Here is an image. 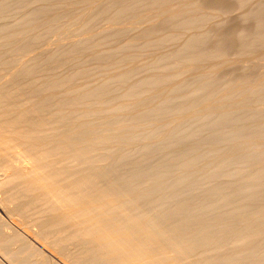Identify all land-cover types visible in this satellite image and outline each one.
<instances>
[{"label":"bare ground","instance_id":"6f19581e","mask_svg":"<svg viewBox=\"0 0 264 264\" xmlns=\"http://www.w3.org/2000/svg\"><path fill=\"white\" fill-rule=\"evenodd\" d=\"M33 1L20 0L24 5L31 4L30 7H33L36 1L38 4L41 3V6L43 1L49 3L46 0ZM146 1L149 2V0H54L50 7L46 5L40 7V5L36 4L38 6L35 7L38 9L36 8L34 10L33 8V12L28 9L29 13H31L28 17H24L27 18V22H30V19L38 15H41V17L45 15V17L51 19V13H55L54 18H57L56 14L58 16L62 14L63 16V13L66 11H72L73 13L79 11V13H82V20L79 22L82 24L86 23V30L89 29L88 31L93 28V26L91 28V24L101 15L106 16V18H122L120 22L124 19L122 23L126 22L127 25L126 23L125 25H121L122 23L120 22L119 25L118 19L116 23L119 26L117 24L115 25V23L113 25H115L116 31L128 32L126 33L128 38L123 44L118 45L114 49L109 47L110 44L108 45L109 48L107 46L104 48V45L89 41L97 33L102 35V37L107 34H112V32L102 31L106 29L102 23L103 29L101 27V32L94 30L95 32L84 33L82 30L85 28V25H83L84 28L81 26L82 29L79 33L82 32L81 34L83 36L79 35L80 37H78L76 35L77 38L74 35L75 30L74 36L69 35L65 31L68 34L67 36L64 34L65 29L63 28L64 33L62 32V36L58 35L61 38H52L55 41H52L53 43H47L43 49H37L35 47V44L41 42L43 39V33L46 34L43 31V25H47L46 27H48L50 24H55L53 26L60 33V27L65 24L58 25L57 22L59 19L62 22L65 19H51V21H56L57 24L53 22L52 24L49 20V25L47 21H44L46 24L43 25L42 23H38L41 24V28L32 20L30 22H33L32 26L30 23L29 25L25 21L26 24H24L25 22L22 21L21 24H24L23 28H21L22 26L20 24L19 29H17L18 27L15 29L12 28L10 31H7V27L3 28L5 25H1L0 68H3V64L9 61L5 59L7 57L5 55L6 52L15 55L17 60L13 62L12 58L14 56H11L12 66L10 69L5 66L4 69L7 68L8 70L6 69V71L0 73V89L6 88L3 86L8 80L11 81L16 76H23L26 79L25 81H27L26 83L29 81L30 85L32 83L36 84L37 82L40 84V82L44 83L46 81L47 83L37 84L34 88L36 89L37 87V89L42 91L45 89L50 91L60 89L62 93H59L62 95L59 94L61 95L60 97H57L55 100L52 98V100L54 102L57 100L58 104H62L64 109H61V107H59L60 109L57 108L59 105L56 106L59 111L56 114L54 113L53 125L49 128V131L45 129L44 124L46 120L43 117L37 115L38 118H31L30 116V112L34 111L35 106V111L39 110L37 105L40 103V100H38V103L35 102L37 105L33 104L35 106L31 107V109H19L15 113L13 112V115L11 111V115L5 118H3L0 112L2 116L0 119V162L1 169L4 170V174L0 176V192H2V195H0V207L3 205L7 208L18 204L15 209L20 207L22 212L30 207L34 208V202L42 196H45L43 190L44 185H47V183L52 184V189L48 188L49 190L51 189V192H46V195L48 194L50 197L48 196V198L46 196L45 201L49 203H43L46 206L44 208L41 207L42 210L38 209L41 211L45 209L49 214H46V217L39 221L38 229L34 231L36 235L34 237H39L48 242L47 245L50 244L51 248L59 252V255H64L63 257L72 264H264V69L260 70L256 76H241L238 78V84L235 83L237 86L231 87L228 91H225V89L227 90L225 88V92L218 91L220 96L217 92L216 94L214 92L220 80L217 76L215 78V75L227 64L239 61L248 66L251 64L248 59L250 57L256 59L255 56L264 60L261 57V55L264 56V17L260 16L263 18L260 21L257 18L256 21H259L258 26H260V30L250 39H247L246 32L240 33V47L235 57H231V59L225 52L224 44L216 43L211 46L207 45V37L210 36L209 33L201 30L189 31L191 26L196 25L197 27L200 22L203 23L202 20L205 18L201 15V12V16L198 14L199 12H196L200 10L197 9L199 4L197 6L198 2L196 1L198 0L195 2H193L194 0L182 2L184 1L182 0V3L178 6H170L169 3L171 0L169 2L167 0L169 6L164 7L162 5L164 8L158 5V2L161 3V0H158V2L156 1L157 7H162L163 9L157 8L159 11L155 9V12H147L143 16V19L140 17L142 23L137 18L138 21L135 20V23L134 21L131 22L126 13L129 11L131 13V10L134 9H140L139 7H143ZM162 1L163 4L164 0ZM152 2L149 4L152 5ZM167 2L164 5H167ZM8 4L9 0H0V11L6 9ZM176 4L179 3L176 2ZM146 8L149 7L147 6ZM152 8L154 9V7ZM152 8L148 10H153ZM260 9L263 10V7ZM193 10L196 15L193 13ZM146 11L143 10L144 14ZM187 11H189L188 15H186ZM260 11L259 13H261ZM137 12H140V10ZM190 12L193 14H190ZM133 13L129 16L139 15V13ZM255 13L258 14L257 12ZM125 14L127 15L125 17L128 18L126 20L133 24H128L130 22L125 21V18L122 17ZM136 15L135 17H137ZM37 18L41 22L40 17L38 16ZM83 18L85 23L82 22ZM149 19L151 22H149ZM21 20L19 21L21 22ZM45 20L47 19L45 18ZM69 20L65 21L68 23ZM70 22L72 23L71 20ZM81 23L79 24L82 25ZM111 25L110 27L105 26L107 30L110 28L109 30L111 31L113 26ZM37 27L41 30L43 29V33H41V30L40 32L35 31L34 29L36 28L37 30ZM57 27L60 29H57ZM69 27L66 29L71 33L73 26L71 30ZM165 28H171V30L174 29L176 31H172L171 33V30L167 29L170 33H163L162 29ZM53 29L50 31H53ZM160 30L162 33H159ZM183 32L184 35L181 34ZM54 33L51 34L53 35ZM216 33L218 34V32ZM149 35L153 36L150 38L151 40H149ZM63 37L64 40L65 38L69 39L66 47L63 46L65 45L62 40ZM139 37L140 39L143 38L140 42H138ZM178 37L181 40L177 46H174V44L173 48L165 49L159 55L157 54L158 56L156 55L157 58L150 60H154L156 63L150 66L153 70L152 72L155 73L154 75H150V58L145 55L146 52H149V47L154 45L158 46V48L159 46H167L174 43ZM161 47L159 49L160 51ZM81 52L83 54L86 52L84 55L86 58H83L84 56L81 57L83 55ZM2 53L6 56L5 58L2 57ZM88 53H91V58L96 61H94L96 67H92L93 65L88 67L90 66L88 64L84 66L85 64L83 62L88 60ZM254 59H252L253 64L255 62ZM128 60L132 61L133 64L136 62L134 64L135 66H133L136 73L137 67H139L138 71L141 69V74L145 70H148V73L145 72V76L142 74L143 77L139 76L136 78V74H133L132 66H130L131 68L123 66L128 64ZM124 62L127 63L124 64ZM71 63L77 64L74 67L72 66L73 68L71 67L68 71V65ZM130 64L132 63L130 62ZM261 65L258 66L261 67ZM255 66L259 70L260 67L257 66V63ZM94 69L99 70V72L97 71V77L99 74L100 76L96 80L92 81V79L90 81L91 78L89 79V77L92 75ZM101 69H104L102 70L103 72ZM105 69L108 70L104 72ZM152 72L150 73L152 74ZM185 73L192 75L191 78L196 80L193 82L190 81L191 83H185L184 80H180L181 78L179 76L180 82L175 79L174 81L176 83L172 84L173 80L171 79V81L169 79L171 77H177L176 75L184 76ZM224 78L229 81V77ZM233 78L235 79V77ZM16 79L19 81V78ZM168 79L169 81H167ZM227 80V83L224 80L223 84L224 82L228 84L229 82ZM5 81L7 82L5 83ZM167 82H170L172 85H166ZM221 83L219 82L220 85H218L222 88L223 84ZM122 87L124 89L121 90ZM29 90L32 92V89L29 88ZM162 91L163 93L166 92V94L161 93ZM154 92L155 94L160 92L162 98L160 96L159 104L156 100L157 104L155 103L154 107L150 106L151 108L147 109L144 107L146 104L145 100L147 102L148 98L151 99L152 97H149V95L153 96L151 93ZM212 93L214 96L218 95V99L212 96L214 97L212 100L214 99L216 101L208 99L210 97L209 94L212 95ZM9 94L3 92V90L0 91V101L4 97L10 96ZM54 95L51 94V96L47 95L45 97L48 99V97L51 98ZM154 99H157V96ZM142 101H144V105ZM25 102L28 103L27 101ZM49 102L51 101L49 100ZM133 102H140L142 106L139 107L140 103L137 106ZM150 102L148 101L147 104L149 105ZM130 104H135L139 108L144 107V109H141L142 111L138 109V113H134L135 117L141 116V121L150 118L151 115L148 114L149 112L150 114L155 112L162 113L163 115L172 109L173 112L169 117L166 116L168 119L160 123L149 122L150 124H136L135 126H125L122 123L124 127L122 125L121 127L114 128L113 126V128H107L108 130H106L107 132L105 134L101 132L102 135H99L95 130L96 134L99 135L96 137L93 136V134H96L91 129L93 123H90L91 127L89 128L92 130L91 133L93 132L92 135H89V128L86 127L88 129H82L81 131H87L89 134L84 131L81 134L87 133L90 137L86 138L84 135L85 138H80L82 136L79 133L80 125L82 126L83 122L101 116L108 109L110 111L112 109L118 110H115L116 114L119 110L124 109L127 112L126 108L127 106L130 108ZM152 104L153 102L150 103V105ZM182 108L188 112L183 113L184 110L182 111ZM134 109L137 110V108ZM131 110L129 109V115L135 111L133 110L130 113ZM7 113L9 112L7 111ZM144 114L146 116L148 114L149 117L144 119ZM162 114L159 116H162L164 119L166 114L164 116ZM104 117L108 118L109 116ZM117 117L115 116L111 119L116 120ZM130 117L128 118L131 119ZM121 118H124V115L117 119ZM151 118L156 119L158 117L155 115L154 117L151 116ZM63 120L64 124H70L68 128H71L70 126L72 125L73 129L75 128L73 123H80L78 125L79 130L77 127L75 129L79 132L74 131V134L72 132L73 129H68L72 132V135L71 132L69 133L71 137L66 135V131L64 132L65 129H63V132L66 134L61 133L62 130L57 128L59 125L57 122ZM99 120H103V118ZM191 120L198 121V125L193 123L197 127L190 128V123H187L188 128L181 127V124H186L185 122ZM65 121L68 123H65ZM106 121L108 122V119L103 120L107 126ZM89 122L86 125L88 124L90 126ZM102 123L101 126L103 125ZM117 124H119V121H117ZM94 125L93 127L99 126V124L98 126ZM82 127L85 126L83 125ZM103 127L106 129L105 126ZM201 128H208L209 131L207 132L209 134L202 135V132L205 131ZM199 130L201 133L200 136ZM76 133L77 137L80 134L79 139L75 137ZM73 136L74 138H72ZM201 136H205L206 146L203 145L204 148L199 149L197 145L202 141ZM136 143H138L137 146H134ZM183 143L189 144L187 148L185 147L186 149H181V151L171 154L174 149L178 150V147ZM155 144L162 148L165 147L163 149L169 151V154L166 153L167 155L163 156L165 154L163 152L164 154H161L163 156L161 161L159 160L160 156L156 155L159 161L154 163L149 159L150 163L153 162L151 164L149 163V165L148 158L151 155L150 152H152L151 156L156 158L153 155V151H151L152 148L155 149ZM133 146L134 148L139 146V150H137L138 148L136 149L137 152H140L137 159L131 155L134 149ZM123 147L127 148L119 151ZM7 150L10 152H7ZM160 151L162 152V149ZM137 152H134L133 155H137ZM158 154L160 153L158 152ZM47 159L52 160L55 165H47L48 167L45 171L43 166L46 169V162L47 164H52L50 161L48 163ZM145 161L147 163L142 164ZM65 162H73L71 164L72 166L74 163V165H83L80 166L82 171L88 165L90 167L93 166V169H89L81 175H76L72 171H68L64 176V182H62L61 173L65 171V166H63ZM56 163L60 164L57 165ZM126 164L132 166V169L129 167L131 171L128 170L129 168H124ZM198 164L202 165L199 166ZM120 165H125L123 168L125 171H129H126L128 176L125 178L126 180L123 184L119 185L120 181L124 178L123 175L105 183L103 178L115 171L117 172ZM80 167L78 169H81ZM139 177L144 178L143 181L139 182ZM59 179L61 180L60 182ZM100 181L104 183L100 184ZM191 186H193L194 191L189 190ZM184 187L189 188L188 192L187 190L185 191ZM42 190L44 195L41 192L40 195L36 194V191ZM139 200L140 202L144 201L149 206V209L146 207L145 209H140L141 203L139 204L140 208L137 207L138 205H134ZM32 203L34 206H30ZM40 205L42 206L41 203ZM153 209L157 211L153 213L151 211ZM20 210L17 213L19 214L17 215L18 217L23 214ZM27 213L23 217L27 216ZM32 213L34 212L32 211ZM35 213L38 212L36 211ZM11 215L13 216L12 212ZM34 215L36 216V214ZM42 215L37 217L39 218ZM17 216L16 218H18ZM28 216H31V214ZM23 221H25V217ZM27 221L31 220L27 219ZM29 226L31 227V225ZM6 228L4 226V229ZM31 229L34 230L33 226ZM13 230H11L12 233ZM19 234L22 235V233ZM19 234H16V236ZM21 237L23 238V236ZM25 238L27 237L25 236ZM17 239L19 240L20 236ZM27 239L29 240V238ZM1 240L0 243L4 244L7 241L9 243V241L11 242V237H2ZM25 241L24 243L26 245L27 241ZM35 241L34 239V244ZM27 244L30 245V242ZM34 244L31 242V246ZM69 244H76L82 250L80 252H70V249L67 247ZM35 245L37 246L38 244ZM35 245L32 246V249L36 248ZM76 245L71 246L75 248ZM27 247L28 245L26 249ZM40 248L32 251L39 253L46 251L42 248L43 251H41ZM66 248L68 251L65 250ZM74 248L71 249L75 250ZM14 249L16 248L14 247ZM23 249L20 251H25V247ZM30 250L28 249V252H31ZM11 252L9 253L11 254ZM16 252L20 253L19 251ZM22 255L24 256L25 254ZM37 255L39 254L37 253ZM25 256L24 258H29ZM14 257L11 256L8 258H10L9 260L16 259L19 257V254L16 258ZM42 258L41 260L43 261ZM36 259L39 258L36 257ZM47 260L49 261V259Z\"/></svg>","mask_w":264,"mask_h":264},{"label":"rangeland","instance_id":"374dc122","mask_svg":"<svg viewBox=\"0 0 264 264\" xmlns=\"http://www.w3.org/2000/svg\"><path fill=\"white\" fill-rule=\"evenodd\" d=\"M22 1V0H21ZM35 1V0H34ZM33 1V2H34ZM46 1H49V3L47 4V3H45L44 1V3L42 2V6L40 5L41 3H37V1L36 2H34V3H36V4H38V5H40V7H43V5H46V6H48V7H50L51 5H52V2L54 1H52L51 2V0H46ZM153 1V2H152ZM158 2V0H149V2H144L145 3V5H143V7H139L140 9H134V10H131V13H133V11H134V13L133 14H135V12L136 13H139V15H136L137 17H135V15H131V16H129L131 13H130V11L128 12V13H126L124 16H122V17H124L125 18V21H128V20H126V19H128L127 17H129L130 19V21L132 22V21H134V23L136 22V21H138L137 19H139V21H141V19H143V16L144 15H146L147 14V12H150V13H152L155 9H156V11L158 10L157 8H160V9H163L164 7H166V6H178V5H180L182 2H185L186 0H184V1H182V0H180V1H175V0H168V2L170 1V3H169V5H168V2H167V0L165 1L164 0V3L166 4V2H167V5H164V3L162 4V0L160 1L161 3H159L158 2V5L159 6H162V7H157V2ZM182 1V2H181ZM188 2H189V0H187ZM191 1H193V0H191ZM196 0H194L193 2H195ZM200 1V2H199ZM41 2V1H40ZM152 2V5L151 4H149V3H151ZM155 2H156V4H155ZM176 2L177 3H179V4H176ZM196 2H198L197 3V6H198V4H199V7H200V5H201V7L199 8V7H197V9H200V10H197L196 12L200 15L201 13V15L203 16V17H205L204 18V20H202L203 21V23L202 22H200L198 25H200V26H198L197 25V27H198V29H197V27H196V25H193V26H191V28H189V31H199V30H201V31H206L207 33H209L210 34V36H208L207 37V45H209V46H211V45H214V44H216V43H222V44H224V49H225V52H226V54L231 58H233V57H235V55H236V53H237V51H238V49H239V47H240V37H239V35H240V33L241 32H246L247 33V39H250L257 31H259L260 30V26H258L259 25V21H260V19H262L263 20V18H261L260 16H262V17H264V0H198V1H196ZM34 3H32L33 5H34ZM147 3V4H146ZM34 5L33 7H30V5H24V4H22V2H20V0H9V4H8V6H7V8L6 9H4V10H2V11H0V30L2 29L1 27V25H5V26H3V28H6L7 27V31H10V30H12V28H17V29H19L20 27V24L22 23V21H26L27 20V18H24V17H28L29 15H30V13H29V11H28V9L30 10V11H34L37 7H35V6H38V5ZM50 4V5H49ZM151 6V8L152 7H154V9L153 10H148V9H151L150 8V6ZM149 7V8H146V7ZM39 7V8H40ZM261 7H263V10L262 9H260V10H262V11H260L259 10V8H261ZM31 8V9H30ZM34 8V10H32ZM142 8H143V10H147L146 11V13L144 14V12H143V10H142ZM38 9V8H37ZM196 9V8H195ZM194 9V10H195ZM136 10V11H135ZM138 10H140V12H143V13H140V12H137ZM142 10V11H141ZM193 10V11H194ZM204 10V11H203ZM258 10V11H257ZM26 11H28V12H26ZM159 11V10H158ZM259 11L261 12V13H259ZM155 12V11H154ZM189 11H187L186 12V15H188L189 13H188ZM201 12V13H200ZM255 12H257L258 14H256ZM192 12H190V14H191ZM193 13H195V11L193 12ZM192 13V14H193ZM50 14V13H49ZM49 14H47L48 16H50L51 14V16H50V18L52 19V20H55V19H58V18H63V19H65L66 21L68 20V19H70L71 21H72V23L70 22V20L68 21V23L65 21V20H63V22L59 19L58 20V25H64V26H59V27H57V29H60V33L58 32L59 30H56V27H54L55 26V24H53V23H56V21L54 22V21H51V19H48L49 17H45V15H42V17H41V15H38L39 17H40V20H41V22L40 21H38L39 19L37 18V17H35V18H32V19H30L29 21L31 22V20L34 22V23H36L38 26H40V28L42 27L41 26V24H38V23H42V25L43 24H46L44 21H47V24H48V20L49 21H51V23L54 25H51L50 24V22H49V24L51 25H49L50 26V28H49V26L48 27H46L47 25H43V31L46 33V34H44L43 33V31L41 30V29H39L38 27V29L36 30V28L34 29L35 31H39L40 32V30H41V33H43V39L41 40V42H39V43H37V44H35V47H37V49H43V47H46L45 45H47V43L49 44V42L50 43H53L54 41H53V39L52 38H61L60 36H62V32H63V28L65 29L64 30V32L65 31H67L68 32V34L69 35H72V36H74L75 35V37L77 38V36L76 35H78V37H80V36H83L81 33H79L80 31H81V29L82 28H84V26L83 25H85V28L82 30L84 33H87V32H91V31H96L97 32V30H98V32H101V27H102V29H103V25H104V28H106V29H103L102 31H106V32H112V34H107V35H104V37H102V35H100L99 33H97L96 35H97V37H93L92 38V40L91 39H89V41H91V43H99L100 45H104L105 47L104 48H106V46L108 47V45H109V47L111 48L112 47V49H114V48H116V47H118V45L120 46L121 44H123V42L124 41H126L127 40V38H128V36H127V34L126 33H128V32H122L121 30V32H119V30H117L116 31V28H115V25L117 24L116 23V20L118 21V23L120 22V19H122V18H116V19H114V18H109V17H107L106 18V16H100V17H97V19L95 20V22L94 23H92L91 24V28H92V26H93V28L91 29L90 27H88V28H90L91 30L90 31H88V30H86L87 28V26H86V23H85V21H84V18H83V21L82 22H84L85 24H82L81 22H79L80 20H82V16H81V14L82 13H79V11H77L76 13H73L72 11L70 12V11H66L65 13H63V16H62V14H60L59 16L56 14V17L57 18H54V14L55 13H51L50 15ZM197 14V15H198ZM256 14V15H255ZM261 14V15H260ZM25 15H27V16H25ZM142 15V16H141ZM195 15H196V13H195ZM200 15V16H201ZM204 15H206V16H204ZM257 15H259L258 17H257ZM73 16V17H72ZM125 16H127V17H125ZM132 16H134V17H132ZM208 16V17H207ZM256 16V17H255ZM70 17V18H69ZM140 17H141V19H140ZM158 17V16H157ZM207 17V18H206ZM23 18V19H22ZM43 18H44V20H43ZM45 18L47 19V20H45ZM101 18V19H100ZM103 18V19H102ZM133 18V19H132ZM137 18V19H136ZM257 18H259L258 20L259 21H256L257 20ZM22 19V20H21ZM107 19V20H106ZM108 19H109V22H108ZM111 19V20H110ZM19 20H21V22L19 21ZM35 20V21H34ZM42 20H43V22H42ZM115 20V21H114ZM136 20V21H135ZM261 20V21H262ZM38 21V22H37ZM60 21H61V23H60ZM77 21H78V23H77ZM106 21H107V24H106ZM111 21V22H110ZM114 21V22H113ZM122 21H124V19L123 20H121V22L120 23H122ZM130 21H128V22H130ZM23 22V23H24ZM27 22V21H26ZM26 22L24 23V24H26ZM30 22H27L28 24L30 23ZM32 22V23H33ZM113 22V23H112ZM128 23V24H133V23ZM149 22H151V20L149 19ZM256 22H258V23H256ZM19 23V24H18ZM32 23H30L31 24V26H32ZM56 23V24H57ZM67 23V24H66ZM70 23V24H69ZM79 23H81L82 25H80ZM103 25H102V24ZM115 23V25H113ZM120 23H119V25H120ZM125 23L126 22H123L121 25H125ZM137 23H140V22H137ZM141 23H142V21H141ZM17 24H18V26H17ZM24 24H21V28H23L24 27ZM27 24V25H28ZM29 24V25H30ZM36 24H33V25H36ZM68 24H69V26L70 25H72L73 26V28H72V26L71 27H69L68 26ZM74 24V25H73ZM75 24H79V25H75ZM111 25L112 26V28H111V31L109 30H107V27H105V26H108V25ZM152 24V23H151ZM16 25V26H15ZM110 25L108 26V27H110ZM118 24H117V26H119ZM126 25H127V23H126ZM65 26H67L66 28L68 29V27H69V29L71 30V28H72V31H71V33H70V31H68L66 28H65ZM77 26V27H76ZM80 26V27H79ZM81 26H83L82 28H81ZM90 26V25H89ZM26 27V26H25ZM54 28L53 29V31L55 32H53V31H50L52 28ZM76 27V28H75ZM13 29V30H14ZM45 29H47L46 31H45ZM49 29V30H48ZM80 29V30H79ZM165 29H166V31H165ZM165 29H162V31H163V33H170V31H168V30H171V28H165ZM168 29V30H167ZM191 29V30H190ZM74 30H75V34H74ZM85 30V31H84ZM48 31H50L49 33H48ZM94 31V32H95ZM162 31L160 30L159 31V33L161 32L162 33ZM172 31H176V30H174V29H172L171 30V33H172ZM215 31V32H214ZM59 34H58V33ZM63 32V33H64ZM118 32V33H117ZM216 32H218V34L216 33ZM51 33H54L53 35L51 34ZM83 33V34H84ZM215 33V34H214ZM64 34H66L67 36H68V34L65 32ZM63 34V36L64 37H66V35H64ZM74 34V35H73ZM114 34V35H113ZM181 34H183L184 35V32L183 33H181ZM217 34V35H216ZM47 35V36H46ZM49 35V36H48ZM52 35V36H51ZM58 35H60V36H58ZM80 35V36H79ZM110 35V36H109ZM54 36V37H53ZM113 36V37H112ZM150 36V35H149ZM45 37V38H44ZM64 37L62 38V40H63V44H65V45H63L64 47H66L67 46V42L69 41V39H67V38H65V40H64ZM99 37H101V38H99ZM153 36H150L149 37V40H151L150 38H152ZM47 38V39H46ZM50 38V39H49ZM96 38V39H95ZM99 38V39H98ZM142 38V37H141ZM52 39V40H51ZM143 39V38H142ZM142 39H140V37H139V39H138V42H140V41H142ZM48 40H50V41H48ZM101 40V41H100ZM108 40V41H107ZM177 40H178V42H177ZM180 40L181 39H179V37L176 39V43L174 42V43H172V44H169V45H167V46H164V47H161V46H159V48H158V46H150L149 47V52H146L145 53V55H147L150 59H149V61L151 60V59H153V58H157V56L162 52V51H164L165 49H170V48H173V45L174 46H177L179 43H180ZM53 41V42H52ZM66 41V42H65ZM86 42H88L87 40H85ZM93 41V42H92ZM42 42H44V43H42ZM103 42V43H102ZM109 42V43H108ZM111 42V43H110ZM155 42V41H154ZM102 43V44H101ZM119 43V44H118ZM44 45V46H43ZM108 47V48H109ZM160 47H161V51L159 50L160 49ZM159 50V51H158ZM38 51H40V50H38ZM44 51V50H43ZM3 53L5 54V52L3 51ZM2 53V57L3 58H5L6 56V58L5 59H7V61H8V63H9V65H8V63L6 62V64H3L2 66H3V68H0V73H2L3 71H6V69L8 68V69H10V67L12 66V64H13V62H15L17 59H16V56L15 55H13V54H10V53H7L6 52V56L4 55ZM42 53V52H41ZM82 54H83V52H81ZM80 53V54H81ZM148 53V54H147ZM154 53V54H153ZM8 54H9V59H8ZM86 54V52H84V54L83 55H81V57H83L84 55ZM158 54V55H157ZM42 55H43V53H42ZM157 55V56H156ZM11 56H14L13 58H12V60H13V62L11 61ZM89 56V57H88ZM156 56V57H155ZM260 56V55H259ZM92 56H91V53H88L87 54V59L89 60V62L91 63H89L88 62V60H86L85 62H83V64H85L84 66H86V64H88V65H90V66H88V67H91L92 65V67H96V61L95 60H93L92 58H91ZM261 57H263V59H264V56H262L261 55ZM83 58H86V56H84ZM82 58V59H83ZM231 58V59H232ZM255 58L256 59H254L253 57H250V59H248L249 60V63L251 62V64H249L248 66L247 65H244V64H242L241 62H239V61H235V62H233V63H230V64H227L226 66H224L216 75H215V78H216V76L220 79L219 81H218V83H217V86H216V84H215V90H214V92H215V94H216V92L218 93V91H220L221 90V92H225V91H228V89H230L231 87H235V86H237V82L239 81V79L238 78H240L241 76H245V75H250V76H256V75H258V73H259V71L260 70H263L264 68H263V66H264V64L263 65H261L262 63H264V60H262V58H260V57H258V56H255ZM81 59V58H80ZM92 59V60H91ZM252 59H254V64H253V62H252ZM156 60V59H155ZM262 60V61H261ZM95 61V62H94ZM130 62L132 63V64H130ZM152 62V63H151ZM127 62H124V64H126ZM136 63V62H135ZM134 63V64H135ZM257 63V66L258 65H261V67L260 66H258V67H260L259 68V70H258V68L255 66V64ZM73 64V65H72ZM77 63H71L70 65H68V71H69V69H71V67L73 66L74 67V65H76ZM129 64V65H128ZM128 64H126V65H123V66H127V67H129V68H131L130 66H132V69L134 68L133 66H135L134 64H133V62L132 61H129L128 60ZM154 64H156L155 62H154V60H152V61H150V64H149V74L150 75H154L155 73H153L152 71V69L150 68V66H152V65H154ZM7 67L6 69H4V67ZM9 66V67H8ZM72 67V68H73ZM137 67V66H136ZM3 69V70H2ZM7 69V70H8ZM66 69V70H67ZM138 69H139V67H137V73L139 72L140 73V75H139V73L137 74L136 73V70H134L133 69V74H136V78H138L139 76H142L143 77V75L142 74H144L145 72H147L148 73V70L146 71H144V73H142L141 74V69L138 71ZM102 70H104V69H101V71ZM108 69H105V71L104 72H106ZM142 70H144V69H142ZM99 72V70H96V69H94V71H92V75H93V77H92V75H90V77H89V79H90V81L92 80V81H94V80H96L99 76H100V74L98 75V77H97V74H98V72ZM100 71V72H101ZM162 71V70H161ZM94 72V73H93ZM103 72V71H102ZM101 72V73H102ZM143 72V71H142ZM150 72H152V74L150 73ZM146 73V74H147ZM187 73V72H186ZM185 73V74H186ZM184 74V76L183 75H176L177 77H171V78H169L170 80L172 79L173 80V83L172 84H174V83H176V81H178L179 80V76H180V80H184L185 81V83L186 82H193V81H195L196 79H194V78H191L192 77V75H190V74H186L185 75ZM188 75V76H187ZM190 75V76H189ZM144 76H145V74H144ZM185 76H187V77H185ZM194 76V75H193ZM239 76V77H238ZM135 77H133V78H135ZM185 77V78H184ZM195 77V76H194ZM224 77H229L228 79H229V81L226 79V78H224ZM233 77H235V79L233 78ZM237 77V78H236ZM16 78H19V81H18V79H16ZM16 78H13V79H11V81H9L8 80V82L7 81H5V85L3 86V87H6V88H1L0 89V91H2L3 90V92H6V93H8L9 94V92H10V96H8V97H4L1 101H0V112H1V115L3 116V118H5V117H8V116H10L11 115V113H12V115H13V112L15 113L16 111H18L19 109H28V108H30L31 109V107H34L35 105H37V104H35V102H37L38 103V100H40V103L38 104V105H40L42 102V106L40 105V106H38L37 105V108H39V110H37V111H35V108H36V106H35V108H34V111L33 112H30V116H31V118H38V116L39 117H43L46 121H45V129H48V131H49V128H51V126L53 125L52 124V122H53V118L55 117V114L59 111L57 108H59V107H61V109L63 108L64 109V107H63V105L61 106V105H59L58 104V102H57V100H56V102H54V100L57 98V97H60L62 94V92L60 91V89H54V90H51L52 91V93H51V91L50 90H40V89H37V87H36V89L34 88L35 86H37V84L38 85H41V84H45V83H47L46 81H44V83H42V82H40V84L39 83H37L36 82V84H34V83H32V85H30L29 83V81H28V83H26L27 81H25L26 79H24V77L23 76H19V77H17L16 76ZM88 78V77H87ZM196 78V77H195ZM223 78V79H222ZM15 79V80H14ZM22 79V80H21ZM169 79L167 80V81H169ZM175 79H177L176 81H174ZM190 79V80H189ZM238 79V80H237ZM171 80V81H172ZM180 80H179V82H180ZM187 80V81H186ZM216 80H218V79H216ZM225 80V82H226V80L229 82L228 84H225V82H224V84H223V81ZM22 81V82H21ZM166 81V80H165ZM170 81V82H171ZM181 81V82H182ZM10 82V83H9ZM25 82V83H24ZM170 82H167V84L166 85H172V84H170ZM190 82V83H191ZM217 82V81H216ZM219 82H222L221 84H223L222 86L224 87H222L221 88V86H219L220 84H219ZM178 83V82H177ZM227 83V82H226ZM232 83V84H231ZM235 83H237V84H235ZM20 84V85H19ZM24 84H26V85H24ZM29 84V85H28ZM219 84V85H218ZM34 85V86H33ZM22 86V87H21ZM8 87H10V88H8ZM16 87V88H15ZM25 87H26V89L29 87L30 89H32V92H31V90H29V88L26 90L25 89ZM220 87V88H219ZM218 88H219V90H218ZM225 88H227V90L225 89ZM12 89V90H11ZM35 89V90H34ZM122 89H124L123 87L121 88V90ZM161 89V88H160ZM224 89H225V91H224ZM4 90H6V91H4ZM8 90H10L9 92H8ZM14 90V91H13ZM38 90V91H37ZM162 90H164V89H162ZM35 91V92H34ZM166 91V90H165ZM47 93V95H50L51 96V94L52 95H54V96H52L51 98L50 97H48V99H46V97L45 96H47L46 95V93ZM54 92V93H53ZM59 92H61V93H59ZM213 92V93H214ZM14 93V94H13ZM40 95H39V94ZM50 93V94H49ZM161 93H163V91L161 92ZM212 93V95L211 94H209V100H211V101H213L212 100V98H214V97H216V99H218L219 97H218V95H219V93H218V95L217 96H214V94ZM19 94H20V96H19ZM59 94H61V95H59ZM163 94H166V92H164ZM162 94V95H163ZM44 95V96H43ZM59 95V96H58ZM151 95H153L154 96V98H156V96H157V99H154L153 98V96H150L149 95V97H152L151 99L150 98H148V100H147V102H146V100H145V103L147 104L148 103V101L150 102H153V104L152 105H150V103H149V105L147 104H145L144 103V101H142L143 103V105H144V107H146L147 109L148 108H151L150 106H155L154 104L157 102L158 104H159V102H160V99L162 98V96H161V94H160V92L158 93H156L155 94V92L154 93H151ZM160 96H161V98H160ZM164 96V95H163ZM212 96H214V97H212ZM220 96V95H219ZM44 97H45V99H44ZM13 98V99H12ZM26 98V99H25ZM41 98H42V100H41ZM52 98L54 99V100H52ZM32 99H33V101H32ZM153 99H154V101H153ZM9 100V101H8ZM35 100V101H34ZM47 100V101H46ZM49 100L51 101V102H49ZM157 100V101H156ZM25 101H27L28 103H26ZM214 101H216V100H214ZM2 102V103H1ZM6 104V106H5V104ZM17 102V103H16ZM22 102V103H21ZM45 102V103H44ZM51 103V104H50ZM54 105H53V104ZM56 103V104H55ZM132 103V102H131ZM133 103H135V102H133ZM139 103L140 102H137V103H135L136 105L138 104L139 105ZM156 103V104H157ZM200 103V102H199ZM33 104H35V105H32ZM46 104V105H45ZM135 104H130L132 107H134L135 106ZM142 104L140 103V105H139V107L140 106H142ZM13 105V106H12ZM16 105V106H15ZM19 105V106H18ZM29 105V106H28ZM57 105H59L57 108H56V106ZM137 105V106H138ZM173 105V104H172ZM10 106V107H9ZM55 106V107H54ZM130 106V108H128V106H127V112H126V110L124 109V110H119V112H117V114L115 113V110L116 109H112L111 111H110V109H108V110H105V112L106 113H104V114H102L103 115V117H101V116H98V117H95V119L94 118H92L91 120H89V121H87V122H89V125H90V123H93L92 124V130L95 132V134H96V131H97V133L99 134V135H102V134H105L107 131L106 130H108L107 128H113V126H114V128L115 127H121L123 124L125 125V126H135L136 124L137 125H146V124H148L149 122L150 123H152V122H163V121H165V119H168L167 117H169V115L173 112V109L170 111V112H168V113H165L164 115H165V118L163 119V117L162 116H159V115H161V114H159V113H155V112H153L154 113V116L156 115V117H158V118H151V116L152 117H154L153 116V113L152 114H150V112L148 113L149 115H151L150 116V118H148L149 117V115L147 114V116L145 115L144 116V119H146V118H148V119H146L145 121L143 120V118H142V120L143 121H141V116L139 115L138 117H135L134 116V113L135 112H137L138 113V111L140 110V111H142L141 109H144V107L143 108H139V107H137V106H135L134 108H137V110H135L134 108L132 109V107ZM174 106V105H173ZM8 107V108H7ZM49 107V108H48ZM53 107H54V109H53ZM1 108H3V109H1ZM9 108H11V109H9ZM5 109V110H4ZM60 109V108H59ZM129 109L131 110L130 111V113H132L133 112V110H135L132 114H133V116H134V118H133V116H132V114H130L129 115ZM139 109V110H138ZM187 109V108H186ZM44 111V113H43V111ZM54 110V111H53ZM182 111L184 110V108H182L181 109ZM7 111L9 112V113H7ZM12 111V112H11ZM107 111H109L108 113H110L109 115H108V113H107ZM114 111V112H113ZM116 111H118V110H116ZM178 111V110H177ZM181 111V112H182ZM3 112V113H2ZM7 113V115H6V113ZM11 112V113H10ZM37 112V113H36ZM48 114H47V113ZM111 112H112V114H111ZM175 112V111H174ZM188 111L187 110H184V112L183 113H187ZM55 113V114H54ZM120 113V114H119ZM33 114V115H32ZM41 114V115H40ZM115 114V115H114ZM124 115V118H121V119H117V118H120V117H122L123 115ZM0 115V119L2 118V116ZM38 115V116H37ZM48 116V118H47V116ZM110 115H112L113 117H117V115H118V117L116 118V120H112L111 118H113L112 116H110ZM163 115V114H162ZM163 115V116H164ZM104 116H109L110 117V119H109V117L108 118H106V117H104ZM129 116H131L130 118L131 119H129L128 117ZM167 116V117H166ZM99 117H101V118H103V120L105 121V119L107 120L108 119V122L106 121V123H107V126H106V124H105V122H103V120H99V119H101V118H99ZM142 117H143V115H142ZM162 119H161V118ZM99 118V119H98ZM138 118V119H137ZM93 119H94V121H93ZM98 119V120H97ZM123 119H125V120H123ZM129 119V120H128ZM133 119H135V120H133ZM156 121H155V120ZM95 120H97V122H95ZM114 121V122H112V121ZM126 120H128V121H126ZM131 120V122H129ZM159 120V121H158ZM93 121V122H92ZM117 121H119V124H117ZM122 121V122H121ZM125 121V122H124ZM141 121V122H140ZM197 120H191V121H187V122H185L186 124H181V127L182 128H184V127H186V128H188V124L190 125V128H193V127H197V126H195V125H193V123H196V125H198V121L196 122ZM48 122V123H47ZM61 122L63 123L62 125H61ZM87 122H83L82 124L85 126V127H82L81 125H80V134L84 131H81L82 129H88L89 127H91V125L90 126H88V124L86 125V123ZM103 124L102 126H101V123ZM115 122H116V125H115ZM126 122H128L127 124H125ZM51 123V124H50ZM58 124H56V125H58L57 126V128L58 129H60V130H62L61 131V133H64L65 131H66V133H64V135L66 134V135H68V137H71V135H72V132L74 133V131L75 132H77V130H75L76 129V127H77V129L79 130V124L80 123H76V124H74L73 123V126L75 127L74 129L72 128V125L70 126L71 128H68V125H70V124H64V120L63 121H60V122H57ZM65 123H68L67 121H65ZM112 123H113V125H112ZM123 123V124H122ZM135 123V124H134ZM149 123V124H150ZM188 123V124H187ZM192 123V124H191ZM72 124V123H71ZM96 125V126H98V124H99V126L98 127H93V125ZM105 124V125H104ZM109 124V125H108ZM47 125V126H46ZM77 125V126H76ZM94 125V126H95ZM112 125V126H111ZM124 125H123V127H124ZM62 126V127H61ZM103 126H105L106 127V129L103 127ZM110 126V127H109ZM48 127V128H47ZM82 127V128H81ZM86 127H88V128H86ZM180 127V126H179ZM43 128H44V126H43ZM62 128V129H61ZM97 128V129H96ZM100 130H103V131H100ZM103 128V129H102ZM63 129H65L64 130V132H63ZM68 129H73V131L71 132V130H68ZM90 128L88 129L89 130V133L87 132V131H84V132H87L89 135H92V133H91V130ZM104 129H105V132H104ZM202 129V128H201ZM207 129V130H206ZM96 130V131H95ZM100 132H99V131ZM203 131H205V132H202V135L203 134H209V132H207V131H209L208 130V128H203L202 129ZM71 132V135H69V133ZM77 132V133H78ZM101 132H103L102 134H101ZM6 133V132H5ZM77 133H76V136L75 137H77ZM81 134L82 136L80 137V134H78L79 135V137L80 138H88V137H90L88 134ZM75 134V133H74ZM98 134H96V135H94L93 134V136L94 137H96V136H99ZM84 135H85V137H84ZM201 135V133H200V130H199V136ZM205 135V136H206ZM74 136L72 137V138H74ZM205 136H201L202 137V141L199 143V145H197L198 147H199V149L200 148H204V146L203 145H205L206 146V139H205ZM79 137H77L78 139H79ZM77 138H75V139H77ZM108 143V142H107ZM106 143V144H107ZM110 143V142H109ZM137 144L138 143H136V144H134V146L136 145L137 146ZM156 145V144H155ZM182 145H183V147H182ZM181 146H179L178 148V150H173L172 152H171V154H173V152H175V153H177L178 151H181V149H186L187 147H188V143H183ZM134 146H133V148H134ZM128 147V146H127ZM127 147H123V148H121V149H119V151H123V150H125ZM155 147V149L154 148H152V150L151 151H153V155H157V156H160L159 157V160L161 161V159L163 158V156H165V155H167V154H169V151H167L166 149H163V148H165V147H161V146H159V145H156V146H154ZM160 147V148H159ZM182 147V148H181ZM186 147V148H185ZM138 148V149H137ZM156 148H159V149H156ZM139 150V146L138 147H135L133 150H132V152H131V155H132V157L133 156H135V159H137L138 157H139V151L137 152V150ZM162 149V152L160 151ZM5 151H6V149H4ZM9 150H10V148H9ZM164 150V151H163ZM10 151H12V150H10ZM10 151H8L7 150V152H10ZM160 153V154H158V152ZM134 152L136 153L137 152V155L135 154V155H133L134 154ZM163 152H165V154L163 153ZM151 153V155H152V152H150ZM167 153V154H166ZM163 156H162V155ZM94 155V154H93ZM151 155H149V158H148V164L150 163V161H149V159L151 160V161H153L154 163L155 162H158L159 160H157V156H156V158L154 157V156H151ZM137 156V157H136ZM150 156H151V158H150ZM154 157V158H153ZM111 159V158H110ZM153 159H155V160H153ZM47 161H48V163H50V162H52V160H50V159H47ZM50 161V162H49ZM153 162H151V163H153ZM66 163V164H65ZM64 164H63V166H65V171L63 172V173H61V177H62V179L61 180H63L62 182H64V180H65V175H66V173H68V171H72L74 174H76V175H81V174H83V173H85L86 171H88L89 169H93V166L92 167H90V165H88L86 168H84V170L82 171V168L80 167V166H83V165H80V164H76V165H74L73 164V166L71 165L73 162H65ZM68 163V164H67ZM70 163V164H69ZM79 163V162H78ZM147 163V161H145L144 163H142V164H146ZM150 163V164H151ZM45 164V163H44ZM57 165L58 164H60V163H56ZM149 164V165H150ZM47 165H55V163L54 162H52V164H47V162H46V169L44 168V166H43V169L46 171L47 170ZM70 165H71V167H70ZM199 166L200 165H202V164H198ZM197 165V167H199ZM49 166V167H50ZM75 166V167H74ZM122 166V167H121ZM125 165H120L119 166V169L118 170H120L119 172H118V170H117V172L115 171L114 173H111L109 176H106V177H104L103 178V181H105V183H107L109 180H112V179H116L117 177H120V176H124V178H123V180L122 181H120V184L119 185H121V184H123V182L126 180L125 178L128 176V173L126 172V171H131L130 170V168L129 167H131V169H132V166L131 165H129V164H126V167H124ZM128 166V167H127ZM1 162H0V176H2V174H4V170L3 169H1ZM53 167V166H52ZM51 167V168H52ZM81 168V169H78V168ZM126 168V169H128V170H126L125 171V169L124 168ZM54 168V167H53ZM74 170H72V169ZM77 168V169H76ZM96 168V167H95ZM49 169V168H48ZM49 170H51V169H49ZM128 171V172H129ZM117 175H116V174ZM109 179H108V178ZM107 178V179H106ZM140 178L141 177H139V182L140 181H143V179L144 178H141V180H140ZM60 179H59V182L61 181ZM101 182L100 181V184H102V183H104V182ZM137 182H138V180H137ZM52 183V182H51ZM46 185V184H45ZM44 185V187H43V190H44V192H45V196H40L41 198H39L36 202H34V204H35V207H36V205H37V207L35 208H33V207H30V206H34V204L32 205H30L28 208L29 209H26V210H28V211H24V212H22L21 210H20V207H17V209H15L16 208V206L18 205H16V206H14L13 204H11V205H13V206H11L12 208H14V209H12L11 207H5V206H3V205H1V207H3V208H1L0 207V217H2V218H0V220H2V221H0V240L2 239V237H5V238H10L11 237V242L9 241V243H8V241H7V243L9 244H7L6 242L3 244V243H0V264H5V261H6V264H16V263H18V264H40V262H41V264H43L45 261V263L44 264H47L48 262H49V264H57V263H60V264H72L71 262L69 263V260H67L65 257H63L61 254L59 255V252H57V251H55V249H53V248H51V246H50V244L49 245H47L48 244V242H46V241H44V240H42L41 238H39V237H34V236H36L35 234H34V231L36 230V229H38V226H39V221H41V219H43V218H45L46 217V214L48 215L49 213H47L46 211H45V209H43V211H41L42 210V208H44L45 206H46V204H48L49 202H47L46 203V201H45V199L49 196L50 197V195H46V192H51V189H52V184L50 185L49 183H47V185L45 186ZM48 186V187H47ZM188 187V186H187ZM187 187H184L185 188V191L187 190V192H188V189L189 188H187ZM48 188H51L50 190L48 189ZM192 189V190H191ZM191 189H189L190 191H194L193 190V186H191ZM43 190L42 191H36V194H39L40 195V192L41 193H43ZM47 190V191H46ZM49 192V193H50ZM2 192H0V195H2L1 194ZM42 195H44V193L42 194ZM47 196V197H46ZM48 197V198H49ZM49 200V199H48ZM47 200V201H48ZM44 201V202H43ZM137 202H139V203H137ZM134 205H138L137 207L138 208H140L139 207V204H140V206H141V208L140 209H145V207L147 208V209H149V206L147 205V204H145V202L144 201H141L140 202V200L139 201H137ZM40 203L42 204V206L40 205ZM43 203H46V204H43ZM136 206H134V207H136ZM42 207V208H41ZM19 208V209H18ZM33 210H32V209ZM9 209V210H8ZM37 209V210H36ZM38 209H41V210H38ZM12 210H16V211H12ZM19 210H20V212L21 213H23V214H21L20 215V217H21V219L23 218L24 219V217H25V221H23V219L21 220L20 219V217H18L17 215H19V214H17V213H19ZM30 210V211H29ZM34 212V213H32V211ZM38 212V213H35L36 211ZM6 211H8V212H6ZM40 211V212H39ZM153 213L155 212V211H157V210H155L154 211V209L153 210H151ZM150 211V212H151ZM10 212V213H9ZM11 212H12V214H13V216L11 215ZM28 212V213H27ZM26 213H27V216L28 215H30L31 214V216H28V217H30V218H28L27 216H24L23 217V215H26ZM30 213V214H29ZM41 213V214H40ZM42 213H43V215H42ZM2 214V215H1ZM15 214V215H14ZM34 214H36V216L34 215ZM9 215V216H8ZM39 215H42V216H40L39 218L37 217V216H39ZM16 216L19 218H16ZM42 217V218H41ZM4 218V219H3ZM28 220H31V221H27V219ZM34 219V220H33ZM9 220V221H8ZM13 220V221H12ZM33 220V221H32ZM20 221V222H19ZM21 221H22V223H21ZM26 221H27V223H26ZM1 222H3V223H1ZM4 222H5V224H4ZM10 222V223H9ZM24 222V223H23ZM29 222H34L33 224L32 223H29ZM6 223H7V225H6ZM12 223V224H11ZM2 224H3V226H2ZM9 225V226H8ZM29 225H31V227L29 226ZM36 225V226H35ZM4 226H5V228H6V226H8V228H6V229H4ZM15 226V227H14ZM32 226H33V228H34V230L33 229H31L32 228ZM29 227V228H28ZM1 228H2V230H1ZM17 228V229H16ZM3 229H4V231H3ZM13 229H15V230H13ZM11 230H13V233H12V231ZM3 231V233H1ZM5 231H7V232H5ZM17 231V232H16ZM20 231V232H19ZM6 233H7V235H6ZM12 233V234H11ZM19 233H22V235L21 234H19ZM13 235V236H11V235ZM16 234H19V235H17L16 236ZM27 234V235H26ZM31 234V235H30ZM33 234V235H32ZM5 235V236H4ZM20 236V239L18 240L17 238ZM21 236H23V238L21 237ZM25 236L27 237V238H29V240L27 239V238H25ZM22 238V239H21ZM34 239L36 240L35 241V244H38V245H40V246H36L35 244H34ZM4 240V239H3ZM18 242H17V241ZM21 240V241H20ZM22 240H23V242H22ZM27 242H26V241ZM2 241V240H1ZM0 241V242H1ZM24 241L26 242V245H25V243H24ZM30 242V245L29 244H27V243H29ZM31 242H32V244H34L35 245V247L37 248V249H39L40 247L43 249V250H46V251H43L41 248H40V250L41 251H43L41 254L39 253V252H33L32 250H35L36 248H34V249H32L33 247L32 246H34V245H32L31 246ZM40 242V243H39ZM43 242V243H42ZM44 242H46V243H44ZM17 243H19V244H17ZM24 243V244H23ZM17 244V245H16ZM42 244V245H41ZM4 245V246H3ZM19 245H20V247H19ZM23 245H24V247H25V251H27V253H25V251H20V250H22L24 247H23ZM28 245V247H27V249H26V246ZM44 245V246H43ZM47 246V248H46V246ZM70 245V247L71 248H74L73 246H75L76 244H69ZM69 245H67V247L70 249L69 251L71 252H80L81 250H82V248L80 247V246H78L77 247V245H76V247L74 248L75 250H73V249H71L70 247H69ZM71 245H73V246H71ZM5 246H7V247H5ZM13 246V247H12ZM30 246H31V248H30ZM4 247V248H3ZM12 248V250H11V248ZM14 247L16 248V249H14ZM22 247V248H21ZM8 249V250H6V249ZM46 248V249H45ZM3 249H5V250H3ZM28 249L31 251V252H28ZM80 249V250H79ZM13 252H11V251ZM14 250V251H13ZM24 250V249H23ZM66 251H68L67 250V248L65 249ZM7 251H9V252H11V254L9 253V252H7ZM16 251H19L20 253L21 252H23L22 254H25V255H27L29 258H24V256L21 254L20 255V253H17ZM50 252H52V253H50ZM6 253V254H5ZM15 253V254H14ZM30 253V254H29ZM31 253H33V254H31ZM36 255H35V254ZM37 253L39 254V255H37ZM51 255H50V254ZM57 254V255H55V254ZM5 254V255H4ZM9 254V255H8ZM19 254V259L18 258H16L17 257V255ZM42 254H44V255H42ZM14 257L15 255V257L14 258H16V259H11V260H13V261H11V260H9L10 258H8V257ZM14 255V256H13ZM32 255H34L33 257L30 256ZM43 257H41V256ZM46 255V256H45ZM6 258H5V257ZM27 256H25V257H27ZM39 256V257H38ZM53 256V257H52ZM35 257V258H34ZM36 257L37 258H39V259H36ZM43 259V261L41 260V258ZM61 258V261H60V258ZM22 258H24V259H22ZM33 258V259H32ZM45 258V259H44ZM65 258V259H64ZM7 259V260H6ZM20 259H22V260H20ZM29 259H30V261H29ZM47 259H49V261L47 260ZM51 259V260H50ZM53 259V260H52ZM57 259V260H56ZM62 259H63V261H62ZM20 260V261H19ZM25 260V261H24ZM32 260V261H31ZM64 260H65V262H64ZM10 261V262H9ZM29 261V262H28ZM36 261V262H35ZM50 261H51V263H50ZM52 261H54V262H52ZM57 261H59V262H57ZM22 262V263H21ZM32 262V263H31Z\"/></svg>","mask_w":264,"mask_h":264}]
</instances>
